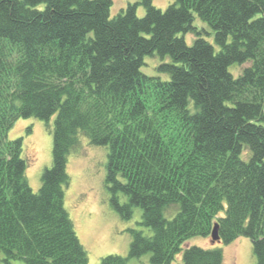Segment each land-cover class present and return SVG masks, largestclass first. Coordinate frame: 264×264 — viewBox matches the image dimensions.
<instances>
[{
    "label": "trees",
    "instance_id": "obj_1",
    "mask_svg": "<svg viewBox=\"0 0 264 264\" xmlns=\"http://www.w3.org/2000/svg\"><path fill=\"white\" fill-rule=\"evenodd\" d=\"M111 5L0 0V262L90 264L64 206L67 157L85 136L107 148L110 205L122 219L139 207L150 229L130 228L127 256L98 264L145 253L151 264L179 253L182 264H221V248L184 245L211 240L215 225L218 242L245 236L264 264V0H175L164 9L138 0L113 16ZM187 33L196 35L190 44ZM154 54L170 59L158 66L168 79L142 72ZM233 65L242 66L237 75ZM31 116H54L52 163L37 191L22 137L8 136Z\"/></svg>",
    "mask_w": 264,
    "mask_h": 264
},
{
    "label": "rangeland",
    "instance_id": "obj_2",
    "mask_svg": "<svg viewBox=\"0 0 264 264\" xmlns=\"http://www.w3.org/2000/svg\"><path fill=\"white\" fill-rule=\"evenodd\" d=\"M138 0H112L110 16L117 14L128 4ZM175 0H152V3L164 9ZM138 16L144 15V8L138 5ZM193 24L202 30V36L212 42V30L207 23L201 21L196 15ZM204 30V31H203ZM210 32V34H207ZM196 35L187 33L184 38L188 44L192 43ZM216 49L218 47L216 46ZM165 57L161 59L157 54L147 55L141 67L147 75L159 76L168 79L169 75L158 70L162 62H169ZM242 65H247L242 64ZM243 66V67H244ZM242 66L233 65L230 70L239 73ZM54 116L48 123L36 117L17 119L8 132L9 138L22 137V157L26 160V177L29 185L37 191L41 184V174L44 168L52 163V125ZM245 153V151H244ZM242 154L243 159L247 155ZM105 146L92 145L88 138L80 136L79 142L70 151L67 157L66 171L69 175V184L64 188V206L73 222L76 234L84 246L90 264H98L101 257L108 254L127 256L131 236L130 228L142 230L145 234L150 229L139 224L142 210L135 207L129 219H122L110 205L111 193L104 178L106 174ZM122 198V199H121ZM121 200H125L120 195ZM175 206L165 212L167 218L173 213ZM184 245H198L204 248L219 247L222 250L221 264H255V256L249 238L239 236L228 244L213 243L209 237L193 236ZM0 264H2L0 262ZM15 264H25L16 261ZM126 264H151L150 253L138 258H128ZM172 264H182L181 254H177Z\"/></svg>",
    "mask_w": 264,
    "mask_h": 264
},
{
    "label": "water",
    "instance_id": "obj_3",
    "mask_svg": "<svg viewBox=\"0 0 264 264\" xmlns=\"http://www.w3.org/2000/svg\"><path fill=\"white\" fill-rule=\"evenodd\" d=\"M211 240L213 242H216L219 240V236H218V233H217V225H215L211 231Z\"/></svg>",
    "mask_w": 264,
    "mask_h": 264
}]
</instances>
